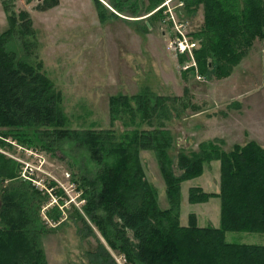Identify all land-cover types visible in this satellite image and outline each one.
<instances>
[{
	"label": "rangeland",
	"instance_id": "374dc122",
	"mask_svg": "<svg viewBox=\"0 0 264 264\" xmlns=\"http://www.w3.org/2000/svg\"><path fill=\"white\" fill-rule=\"evenodd\" d=\"M44 1L50 2L0 0V32L8 28L11 12L25 11L31 19L34 35L27 38L26 34L11 33L6 47L15 51L18 59L42 63L41 71L61 95L59 107L66 118L63 128L112 129L118 136L134 128L147 129L148 119L130 108L111 105L112 96L142 92L153 99L156 95L174 97V103L168 99L163 104L174 110V117L167 120L166 112L158 107L162 111L159 122L155 117L151 120L153 125L161 123L169 134L161 138V142H170L167 155L155 150L139 153L160 208L168 207L163 159L175 169L180 153L188 154L198 149L199 142L215 138L223 140L225 150L250 141L264 149V0H255L262 10L258 32L247 29L248 0H217L223 10L240 20L243 29L236 36L228 35L232 50L224 57L207 44V55L200 56L207 73L199 71L195 47L191 53L174 51V41L181 35L216 41L218 35H212L218 32L215 25L210 23L200 32L204 28L203 2L99 0L104 6L101 13L97 0H57L48 8H43ZM22 39H28L27 46ZM179 54L187 59L183 64H179ZM189 61L196 66L185 68ZM24 129L12 133L10 128H1L0 152L19 164L17 177L26 186L41 192L38 202L31 200L38 208L37 215L29 214L25 225L31 234L37 231L38 264H129L101 231L105 225L114 237L103 208L95 207L92 200L89 205L94 195L87 181L97 170L89 153L72 141L58 148L39 127ZM219 163L205 164L201 175L181 183L180 225H187L193 213L199 226H219V198L200 203L187 199L191 186L208 192L219 190ZM84 176L86 180H82ZM13 183V179H0V196L2 189ZM225 239L264 244V233L227 231Z\"/></svg>",
	"mask_w": 264,
	"mask_h": 264
},
{
	"label": "trees",
	"instance_id": "16d2710c",
	"mask_svg": "<svg viewBox=\"0 0 264 264\" xmlns=\"http://www.w3.org/2000/svg\"><path fill=\"white\" fill-rule=\"evenodd\" d=\"M182 1L205 4L204 28L200 32L210 23L218 30L217 34L212 32L213 36L218 35L216 41L204 42L194 36L191 39L199 44L193 49L199 71L207 73L200 61L201 55H207V44L211 43V49L224 57V53L232 50L228 35L236 36L241 32L242 23L223 10L217 0ZM247 2V29L258 32L257 24L262 19L260 4L255 0ZM57 3V0L44 1L43 8ZM96 3L103 13L102 2L97 0ZM7 19L8 28L0 32V129L10 128L12 133H18L24 128L39 127L58 148L72 141L76 148L89 153L97 169L87 181L94 195L89 205L92 200L95 207L103 208L114 237L105 230V225L100 228L111 248L120 249L129 264H264V244L231 243L225 239L227 231L264 233V149L257 142L234 144L232 149L225 150L220 138L201 141L197 150L178 155L175 169L163 159L161 171L168 207L160 208L139 153L155 150L162 156L167 155L170 142H161V138L169 134L161 123L153 125L151 120L155 117L159 122L158 113L162 111L158 107L166 112L167 120L174 117V110L169 111L163 105L168 99L174 103V97L156 95L153 99L142 92L112 96L111 105L130 108L148 119L145 121L147 129L134 128L118 136L112 129L63 128L66 118L59 107L61 95L41 71L42 63L34 65L18 59L15 51L6 47L11 33L26 34L27 38L34 35L31 19L25 11L11 12ZM27 40L22 39L26 46ZM178 56L179 64L187 60L184 54ZM147 114L154 115L150 118ZM1 134L0 131V141ZM213 160L220 162L219 190L208 192L201 186H191L187 199L190 203H200L211 197L219 198V226H199L193 213L189 214L187 225H180L181 183L201 175L205 164ZM18 168L15 160L0 152V179L14 182L9 189L3 187L0 196V264H38L35 257L40 262L41 252L37 250V231L31 234L25 225L27 216L37 215L38 211L31 200L38 202L42 196L38 188L26 186L25 181L17 177Z\"/></svg>",
	"mask_w": 264,
	"mask_h": 264
},
{
	"label": "built area",
	"instance_id": "2783aa9c",
	"mask_svg": "<svg viewBox=\"0 0 264 264\" xmlns=\"http://www.w3.org/2000/svg\"><path fill=\"white\" fill-rule=\"evenodd\" d=\"M196 47L195 45V41L191 40V39H187L186 37H183L181 35L177 37L176 41H174V51H176L177 53H191V50ZM191 63V61H189L186 65L185 68L189 67V66H196V63L193 62L191 65H189Z\"/></svg>",
	"mask_w": 264,
	"mask_h": 264
}]
</instances>
